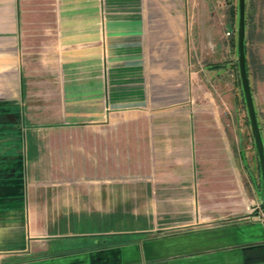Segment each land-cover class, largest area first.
<instances>
[{
    "label": "crops",
    "instance_id": "crops-1",
    "mask_svg": "<svg viewBox=\"0 0 264 264\" xmlns=\"http://www.w3.org/2000/svg\"><path fill=\"white\" fill-rule=\"evenodd\" d=\"M113 1L121 35L102 0H0L2 264H264L259 229L196 227L190 130L143 109L142 1Z\"/></svg>",
    "mask_w": 264,
    "mask_h": 264
},
{
    "label": "rangeland",
    "instance_id": "rangeland-1",
    "mask_svg": "<svg viewBox=\"0 0 264 264\" xmlns=\"http://www.w3.org/2000/svg\"><path fill=\"white\" fill-rule=\"evenodd\" d=\"M102 1V12L110 16V34L121 35L116 30L125 23L118 16L123 3ZM141 1L144 22L140 24L149 37V83L143 88L151 93L143 109H171L172 125L190 130L193 165L202 184L199 203L203 211L199 214L205 221L196 227L229 226L238 236L250 228L264 232L261 168L236 60L237 0ZM245 1L249 83L264 140V0ZM18 124L20 131L23 126ZM4 128L0 126L1 137L14 135H5ZM75 132L80 139L89 134L79 128ZM4 168L0 164L3 194L16 183ZM5 260L23 258L13 255Z\"/></svg>",
    "mask_w": 264,
    "mask_h": 264
},
{
    "label": "water",
    "instance_id": "water-1",
    "mask_svg": "<svg viewBox=\"0 0 264 264\" xmlns=\"http://www.w3.org/2000/svg\"><path fill=\"white\" fill-rule=\"evenodd\" d=\"M246 1L245 0H237V7H238V13H237V20H238V27L236 29L237 31V40H236V47H237V62H238V73H240V85L243 89V99L246 102V110L248 113V121L249 125L252 129V137L255 141V149L258 154V162L261 168L260 171V179H261V185H260V192H261V205L264 207V140L261 136V127L258 125V116L257 112H255V103L254 99L252 97V88L249 83V73L247 72V60H246V52L247 48L246 46V33H245V26H246V20H245V13H246Z\"/></svg>",
    "mask_w": 264,
    "mask_h": 264
},
{
    "label": "trees",
    "instance_id": "trees-1",
    "mask_svg": "<svg viewBox=\"0 0 264 264\" xmlns=\"http://www.w3.org/2000/svg\"><path fill=\"white\" fill-rule=\"evenodd\" d=\"M246 7V6H245ZM237 13H238V8H237ZM237 13H236V16H237ZM246 13H247V8H246ZM246 13H245V18H246ZM246 20V19H245ZM246 23H247V20H246ZM246 47V46H245ZM247 48V47H246ZM247 72H248V62H247ZM261 185V183H260ZM260 185H259V192H260Z\"/></svg>",
    "mask_w": 264,
    "mask_h": 264
}]
</instances>
